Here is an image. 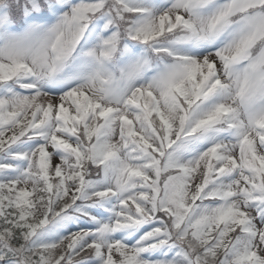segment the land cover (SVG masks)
Instances as JSON below:
<instances>
[{
  "label": "snow or ice",
  "instance_id": "snow-or-ice-1",
  "mask_svg": "<svg viewBox=\"0 0 264 264\" xmlns=\"http://www.w3.org/2000/svg\"><path fill=\"white\" fill-rule=\"evenodd\" d=\"M0 264H264V0H0Z\"/></svg>",
  "mask_w": 264,
  "mask_h": 264
}]
</instances>
